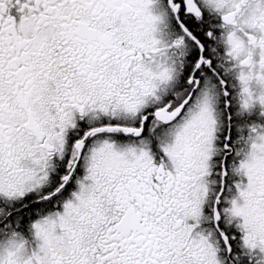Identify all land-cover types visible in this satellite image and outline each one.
Segmentation results:
<instances>
[{
  "label": "snow or ice",
  "instance_id": "6c2138e0",
  "mask_svg": "<svg viewBox=\"0 0 264 264\" xmlns=\"http://www.w3.org/2000/svg\"><path fill=\"white\" fill-rule=\"evenodd\" d=\"M0 264H264V0H0Z\"/></svg>",
  "mask_w": 264,
  "mask_h": 264
}]
</instances>
